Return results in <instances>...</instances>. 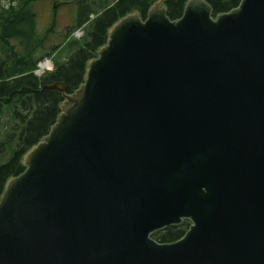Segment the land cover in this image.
Listing matches in <instances>:
<instances>
[{
  "label": "water",
  "instance_id": "obj_1",
  "mask_svg": "<svg viewBox=\"0 0 264 264\" xmlns=\"http://www.w3.org/2000/svg\"><path fill=\"white\" fill-rule=\"evenodd\" d=\"M162 1L107 28L5 181L0 264H264V0Z\"/></svg>",
  "mask_w": 264,
  "mask_h": 264
},
{
  "label": "trees",
  "instance_id": "obj_2",
  "mask_svg": "<svg viewBox=\"0 0 264 264\" xmlns=\"http://www.w3.org/2000/svg\"><path fill=\"white\" fill-rule=\"evenodd\" d=\"M33 1L36 0H9L7 5H0V193L5 180L24 169L22 154L46 134L59 113L62 92L46 85L60 82L64 93L76 88L82 81L86 60L105 42L107 28L133 10L144 17L154 0H73V23L58 43L47 48L45 33L35 31ZM204 1L212 14H217L235 7L240 0ZM184 2L164 0L167 18L180 16ZM89 14L94 15L89 19ZM81 24L83 33L78 39L66 38ZM49 53L53 54V67L39 77L34 75L35 62ZM188 225L189 220L183 218L178 224L167 225L150 235L158 242L173 241Z\"/></svg>",
  "mask_w": 264,
  "mask_h": 264
},
{
  "label": "rangeland",
  "instance_id": "obj_3",
  "mask_svg": "<svg viewBox=\"0 0 264 264\" xmlns=\"http://www.w3.org/2000/svg\"><path fill=\"white\" fill-rule=\"evenodd\" d=\"M8 3L9 0H0V5ZM31 10L35 31L40 35L45 33L44 45L47 48L58 43L67 26L73 23L76 6L72 0H36L31 3Z\"/></svg>",
  "mask_w": 264,
  "mask_h": 264
},
{
  "label": "bare ground",
  "instance_id": "obj_4",
  "mask_svg": "<svg viewBox=\"0 0 264 264\" xmlns=\"http://www.w3.org/2000/svg\"><path fill=\"white\" fill-rule=\"evenodd\" d=\"M39 57H40V56H39ZM52 61H53V60H52ZM53 62H54V61H53ZM53 62H52V63H53ZM52 67H53V66H52ZM51 71H52V70H51ZM45 72H46V71H45ZM45 72H44V74H45ZM44 74H43V75H44ZM38 77H39V76H38ZM72 90H73V89H72Z\"/></svg>",
  "mask_w": 264,
  "mask_h": 264
},
{
  "label": "built area",
  "instance_id": "obj_5",
  "mask_svg": "<svg viewBox=\"0 0 264 264\" xmlns=\"http://www.w3.org/2000/svg\"><path fill=\"white\" fill-rule=\"evenodd\" d=\"M40 64H42V62H41ZM40 64H39V65H40Z\"/></svg>",
  "mask_w": 264,
  "mask_h": 264
}]
</instances>
